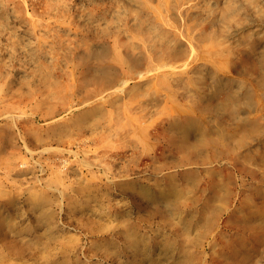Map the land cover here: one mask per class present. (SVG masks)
Returning a JSON list of instances; mask_svg holds the SVG:
<instances>
[{
    "label": "rangeland",
    "instance_id": "1",
    "mask_svg": "<svg viewBox=\"0 0 264 264\" xmlns=\"http://www.w3.org/2000/svg\"><path fill=\"white\" fill-rule=\"evenodd\" d=\"M0 264H264V0H0Z\"/></svg>",
    "mask_w": 264,
    "mask_h": 264
}]
</instances>
